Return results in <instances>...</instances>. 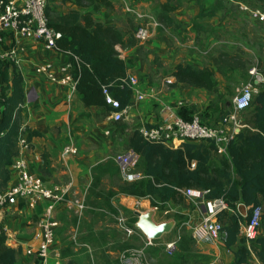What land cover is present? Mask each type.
I'll use <instances>...</instances> for the list:
<instances>
[{
    "label": "crops",
    "instance_id": "obj_1",
    "mask_svg": "<svg viewBox=\"0 0 264 264\" xmlns=\"http://www.w3.org/2000/svg\"><path fill=\"white\" fill-rule=\"evenodd\" d=\"M87 1L48 0L46 12L48 15V8L55 3L64 8L63 14L75 9L125 33L123 20L132 18L133 28L140 23L137 16L125 14L126 5L127 10L149 15L161 24V28L150 26V36L144 41L135 38V28H132L135 44L116 46L128 66V75L136 76L140 86L152 84L160 75L157 98L129 100L127 118L130 117L132 127L155 121L160 107L177 98L175 91L166 92L163 76L171 75L179 62L196 67L207 66L214 76H218L213 60L220 51L241 50L243 56L256 55L255 60H258L261 51L264 52V23L239 9L240 3L264 8V0H106L107 3L93 0L97 9L84 7L82 3ZM121 1L124 6H121ZM164 4H167L164 13L174 21L172 25H163L159 20ZM202 7H215V10L212 15L198 17ZM10 40L7 37V42ZM20 44L19 69L24 91L22 121L24 126L38 130L42 135L32 137L30 147L20 148L19 156L26 159L31 173L43 177L47 183H70V195L84 198L86 206L78 214L75 208H68L63 201L56 203L54 215L59 226L49 260L47 258L43 264H68L72 259L78 264H86L84 254L95 255L92 263L121 264L124 261L122 254L127 250H132V264L138 259L139 252L144 257L140 264H169V261L171 264H234L231 252L223 246L222 234L217 239L203 237L201 221L204 208L200 199L196 198V201L182 192V202L169 200L164 205V211L154 210L157 223L172 219L175 221L173 228L158 239L148 240L135 225L138 219L135 212H145L154 207L150 205L149 198L118 192L120 173L115 168L116 164L114 172L107 164L113 158L116 150L114 143L121 138V132L113 129V123L107 119L103 108L83 106L75 90L35 71L37 65L51 62L56 76L60 77L61 67L69 62L64 53L47 49L31 38H21ZM176 102L182 101L175 100L171 104ZM123 135L126 136L127 132ZM130 135L128 133V137ZM68 143L77 147V154H61L63 146ZM10 171L8 185L15 176L11 167ZM41 209V203L29 206L23 199L13 198L0 210V223L7 227L6 243L21 248L16 264H41L25 252L28 246L36 243L34 219L40 215ZM246 211L247 206L244 213ZM172 212L181 217H174ZM130 214L132 219H136L130 226L132 233L128 234L117 219L123 215L129 225ZM262 224L259 236H264ZM171 240L177 241L175 253L182 255L176 260H171L170 256L167 259L162 252L161 246L164 249ZM248 248L250 255L244 264H264L257 256V244L250 242ZM149 259L154 263L148 262Z\"/></svg>",
    "mask_w": 264,
    "mask_h": 264
},
{
    "label": "trees",
    "instance_id": "obj_2",
    "mask_svg": "<svg viewBox=\"0 0 264 264\" xmlns=\"http://www.w3.org/2000/svg\"><path fill=\"white\" fill-rule=\"evenodd\" d=\"M166 6L163 5L159 20L163 25H172L174 21L164 13ZM214 10L215 7H202L198 17L212 15ZM49 25L61 32L56 39V49L64 53L70 63V74L76 80L75 93L83 106H97L108 114L110 107L104 102L103 86H108L111 95L122 105L129 102L131 89L120 86L121 79L128 76V66L116 46L135 44L133 36L132 40H127L126 34L116 27L95 21L90 15L83 17L75 9L57 19L49 18ZM213 61L217 72L223 76L229 71L245 68L247 63L241 50L220 51ZM171 75L175 84L214 89L213 73L207 66L196 67L179 62ZM22 81L19 67L0 59V192L7 188L11 177L10 166L20 152L17 137L23 124ZM193 108L185 104L179 109V114L190 118ZM250 108L248 122L228 142L223 154H219L211 142H186L177 148L152 143L143 139L135 127L128 138V145L139 153L138 168L143 177L124 181L118 191L149 198L150 205L160 210L167 201L182 198L178 190L182 188L206 190L205 199L222 198L229 211L219 212L217 219L223 224V246L231 252L234 264L247 263L250 255L248 243L240 235V225L249 217L240 214L238 204L261 206V221L264 222V85L259 86ZM23 131L29 144L32 137L42 135L28 126H23ZM191 162H194L193 167ZM115 168L118 171L117 165ZM6 239L7 235L2 232L0 264H16L21 248L8 245ZM253 242L257 244L259 260L264 263V236L258 235ZM179 257L182 255L176 253L171 258L176 260ZM168 263L171 264L170 261ZM68 264L78 263L72 259Z\"/></svg>",
    "mask_w": 264,
    "mask_h": 264
},
{
    "label": "built area",
    "instance_id": "obj_3",
    "mask_svg": "<svg viewBox=\"0 0 264 264\" xmlns=\"http://www.w3.org/2000/svg\"><path fill=\"white\" fill-rule=\"evenodd\" d=\"M47 3L48 0H0L1 60L20 66L21 38H31L41 42L47 49L57 51L56 39L61 36V32L49 25V17L46 12ZM239 8L253 19L264 23V8L261 6L240 3ZM128 10L131 9L128 8ZM135 14L143 18L135 31V37L139 41H144L150 36V26H158L160 23L149 15ZM7 37L11 38L9 42H7ZM35 71L45 75L51 81L59 82L71 90H75L76 80L70 74L69 62L61 67L62 75L60 77L56 76L51 62L37 65ZM174 80L172 75L163 76L165 84L173 83ZM124 85L132 91L130 100L155 99L160 93L159 88L154 84L140 86L139 79L134 75H128L121 79L120 86ZM260 85H264V74L256 66H252L248 69V79L240 82L232 97V112L222 116L215 124L208 123L196 113L191 114L190 118L182 117L179 114V109L185 103L176 102L161 106L157 119L148 124L141 123L137 126V130L143 139L152 143H162L177 148L186 142H211L216 146L217 152L223 154L228 142L242 127L238 117L239 113L251 106ZM102 93L105 104L110 107L107 119L111 123H116L126 118L129 114L130 103L122 105L118 99L111 95L108 86L102 87ZM23 126L22 124L17 137L18 143L20 148H29L30 144L26 139ZM77 152V147L70 143L65 144L61 150L62 155L77 154ZM114 160L124 181L131 182L143 177V173L138 168L139 153L135 150L130 148L118 153ZM190 166L193 167L194 162H191ZM10 167L15 174L14 181L0 192V210L13 198H21L29 206L42 204L40 215L34 219L36 243L28 246L25 252L34 256L38 263L43 264L54 246L59 226L54 215L56 203L63 201L68 208H75L79 214L86 207L85 200L82 197L70 195V183H47L43 177L31 173L26 159L22 156L15 157ZM178 190L186 196L200 199L204 208L201 221L203 237L219 238L222 234L223 224L217 219V215L223 210L229 211L227 203L222 198L205 199L206 190L191 188ZM153 209L155 210L156 207ZM261 213L262 207L259 205L247 207L245 216L248 215L249 218L240 225V235L246 239L248 244L258 236V230L262 224ZM117 220L125 232L132 233V228L127 224L123 215H120ZM2 232L6 234L7 227L0 223V234ZM164 249L168 255L174 254L177 250V241H168Z\"/></svg>",
    "mask_w": 264,
    "mask_h": 264
},
{
    "label": "rangeland",
    "instance_id": "obj_4",
    "mask_svg": "<svg viewBox=\"0 0 264 264\" xmlns=\"http://www.w3.org/2000/svg\"><path fill=\"white\" fill-rule=\"evenodd\" d=\"M101 2L104 3V1H102V0H101ZM82 4L84 7L85 6H93L94 9H97V5L93 0H88L87 2L82 3ZM120 4H121V6H124L123 2ZM51 6H53V7L48 8L49 18H51V19L59 18L63 14L64 8L62 6H56L55 3H52ZM127 7L128 6H126V5L124 6V8H126L125 9L126 15L131 14L130 16L133 15L135 17L136 16L138 17V15L133 13L131 10H127ZM86 16H87L86 14L83 15V17H86ZM138 20L141 23L143 21V18L138 17ZM155 20H157V19L155 18ZM82 23H84V19H83ZM140 23H137V25L136 24L134 25L135 31H136V29ZM157 27L161 28V24H159ZM132 28H133L132 18L128 17L125 21L124 20L122 21V29L127 30L125 32L127 40H132V34H131ZM149 31H150V28H149ZM134 35H135V33H134ZM235 51H237V50H235ZM259 55L260 56L258 57V60L254 59V57L256 55H251V54L246 55V56L242 55L244 60L246 62L248 61L245 68L235 69V70L229 71L226 76H223L221 74L220 75L218 74V76L213 75V79H214V89L213 90H208L206 88H197V87H193V86H190L187 84H180V83L175 84L174 82L169 83V84H165L167 93H169V92L173 93L174 91H175V93H177V98H174L173 100L172 99L169 100V101H171L169 103H173L175 100H181L182 102L188 104L189 106L190 105L194 106V108H193L194 113H196L197 115L204 118L205 121H207L210 124H215L222 116L232 112V110H233V108H232V97L236 93L237 87L239 86L240 82L248 79V69L252 66H256L258 68V70H260L261 72L264 73V52L261 51L259 53ZM157 66L161 67L162 64H160V65L157 64ZM167 70H165V71L167 72ZM166 74H168V72ZM159 76H157L155 80H153V78L151 79V80H153L152 84L156 85L157 87H158V82L160 81ZM141 81H142V79H141ZM178 97H179V99H178ZM250 110H251V108L249 107L248 109L239 113L238 117L241 120L242 126L244 125V123L248 122ZM127 116H126V118H124L120 122L115 123V124H111L114 130H117V132L118 131L121 132L120 133L121 138L116 140V142L114 143L116 150L113 153V158L109 159L108 163H107L109 169L112 171L114 170L113 164L115 165L114 157L118 153L124 152L125 150L130 148L128 145V138H129L128 133L131 134L132 128H134L135 126L132 127V121H130V117L127 118ZM138 125H139V123L137 124V126ZM126 127H127V130H125ZM126 132H127V135L126 136L123 135V133H126ZM215 156L217 157V155H215ZM112 162H113V164H111ZM116 178L117 177H115V179H114L115 184H117ZM119 178L121 179L120 180L121 182L118 184L117 187L120 188L122 185V177L120 176V174H119ZM179 198H176L173 202H175V203L182 202L183 198H181V197H179ZM193 198H195V197H193ZM194 200L198 201L199 199L197 200L195 198ZM162 206H164V205L162 204ZM161 210L164 211V208ZM171 214L178 219L181 217V215H178L174 212H172ZM128 221H129L128 222L129 226L132 227V215L131 214L129 215ZM161 247H162V252L164 254V257H166L167 259H168L167 256H170V258H171V257H174L176 255V253L168 255L166 253L165 249H163V246H161ZM131 254H132V250L125 251L121 257V259L124 260L123 263H121V264H132V255ZM84 255H83L85 257L84 263L96 264V263H92L93 259L95 258L94 257L95 255H93V254L92 255L91 254H84ZM137 257H138V259H136L134 261V264H140L141 258H144L142 252H139ZM48 260H49V257H48ZM171 260H173V258H171ZM148 262L154 263V261L152 259H149Z\"/></svg>",
    "mask_w": 264,
    "mask_h": 264
},
{
    "label": "water",
    "instance_id": "obj_5",
    "mask_svg": "<svg viewBox=\"0 0 264 264\" xmlns=\"http://www.w3.org/2000/svg\"><path fill=\"white\" fill-rule=\"evenodd\" d=\"M245 208L246 206L243 203L238 205V210L243 216H245ZM135 215L138 217L135 222L136 227L150 240L160 238L164 233L169 232L175 224L172 219L157 223L154 218V209H148L145 212L136 211Z\"/></svg>",
    "mask_w": 264,
    "mask_h": 264
}]
</instances>
